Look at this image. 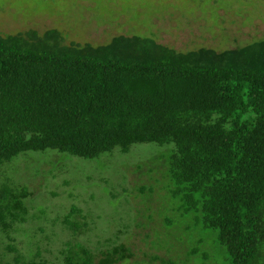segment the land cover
Returning <instances> with one entry per match:
<instances>
[{
	"label": "trees",
	"instance_id": "1",
	"mask_svg": "<svg viewBox=\"0 0 264 264\" xmlns=\"http://www.w3.org/2000/svg\"><path fill=\"white\" fill-rule=\"evenodd\" d=\"M145 143L174 145L166 189L192 218L186 234L213 233L225 264H264V40L184 53L139 37L94 46L66 45L58 30L0 33V238L15 255L0 264H49L40 250L27 259L17 247L13 233L33 217L32 194L2 178L6 165L29 152L93 160ZM82 214L73 208L63 224L88 230ZM114 235L96 250L69 242L64 264L128 262L133 251ZM205 242L183 259L155 255L145 264L209 261Z\"/></svg>",
	"mask_w": 264,
	"mask_h": 264
},
{
	"label": "rangeland",
	"instance_id": "2",
	"mask_svg": "<svg viewBox=\"0 0 264 264\" xmlns=\"http://www.w3.org/2000/svg\"><path fill=\"white\" fill-rule=\"evenodd\" d=\"M32 30L41 35L58 30L66 45H108L125 36L152 39L184 53L223 52L264 40V0H0L2 35ZM171 149L174 145L137 144L128 154L117 149L93 160L57 150L19 156L2 174L32 194L27 203L33 217L13 233L17 247L27 259L40 250L49 264H64L62 252L69 242L96 250L121 229L118 242L134 253L123 264H145L155 255L183 259L202 237L201 253L210 259L205 262L201 254L197 264H225L227 254L217 248L213 233L186 234L192 218L182 217L179 200L166 189ZM73 208L88 217V230L75 233L63 224ZM82 216L73 221L84 225ZM8 243L0 238L5 262L15 256L7 251Z\"/></svg>",
	"mask_w": 264,
	"mask_h": 264
}]
</instances>
